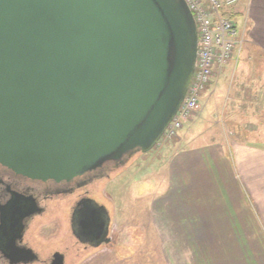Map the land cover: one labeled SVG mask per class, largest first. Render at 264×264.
I'll list each match as a JSON object with an SVG mask.
<instances>
[{"label":"water","instance_id":"95a60500","mask_svg":"<svg viewBox=\"0 0 264 264\" xmlns=\"http://www.w3.org/2000/svg\"><path fill=\"white\" fill-rule=\"evenodd\" d=\"M197 44L184 0H0V165L68 181L148 152Z\"/></svg>","mask_w":264,"mask_h":264},{"label":"rangeland","instance_id":"374dc122","mask_svg":"<svg viewBox=\"0 0 264 264\" xmlns=\"http://www.w3.org/2000/svg\"><path fill=\"white\" fill-rule=\"evenodd\" d=\"M240 1L233 5L237 28L246 11ZM247 49L242 46L239 59ZM260 54L253 50L255 57ZM212 79L201 94L211 89ZM215 101H199L191 124L183 123L173 137L164 134L148 152L134 154L92 187L90 194L109 213L112 243L86 250L75 243L67 264H264V195L244 183ZM185 173L186 185L202 184L187 192V200L184 189L179 196L178 183L186 180ZM169 197L175 198L173 205ZM62 212L54 243L67 231Z\"/></svg>","mask_w":264,"mask_h":264},{"label":"flooded vegetation","instance_id":"af4514ba","mask_svg":"<svg viewBox=\"0 0 264 264\" xmlns=\"http://www.w3.org/2000/svg\"><path fill=\"white\" fill-rule=\"evenodd\" d=\"M118 167L108 162L68 181H55L30 179L0 165V264H50L55 256L67 264L75 243L84 250L109 248L111 220L106 228L103 204L90 191ZM59 212L67 231L54 243ZM47 230L49 236L43 237Z\"/></svg>","mask_w":264,"mask_h":264},{"label":"crops","instance_id":"0c3cea01","mask_svg":"<svg viewBox=\"0 0 264 264\" xmlns=\"http://www.w3.org/2000/svg\"><path fill=\"white\" fill-rule=\"evenodd\" d=\"M246 2V11L241 24L243 31V47L246 46L248 53L245 58L238 59L235 63H230L215 68L213 79L211 81V89L205 90L200 101L218 103L220 109L219 115L224 119V132L228 138L232 137L233 146L232 156L235 163L242 173L244 183H252L255 189L260 192V196L264 195V0H244ZM241 1L237 0L235 5L238 6ZM240 29V27H239ZM262 53L258 56L253 55V50ZM261 59H259V58ZM252 63H258L250 65ZM262 68V69H261ZM226 69V74L223 71ZM196 115L192 117L188 123L191 124ZM181 138V137H180ZM204 146V145H203ZM212 146L219 147V144ZM212 146L196 147L194 150L210 151ZM192 151V149L184 150V154ZM203 158L204 151H200ZM191 154V153H190ZM213 155V154H212ZM189 175L184 174L186 180L179 183L180 195L185 190V198H188L187 192L194 186L200 189L202 184L194 182V186L186 185L189 181ZM188 180V181H187ZM172 182H170L171 184ZM189 184V183H187ZM188 186V189L185 187ZM175 198L169 197V204ZM184 200V202H186ZM263 201V198L261 199ZM264 206V201L262 202ZM184 206L186 203H182ZM186 212L185 214H187ZM190 213V212H189ZM197 220V219H194Z\"/></svg>","mask_w":264,"mask_h":264},{"label":"built area","instance_id":"2783aa9c","mask_svg":"<svg viewBox=\"0 0 264 264\" xmlns=\"http://www.w3.org/2000/svg\"><path fill=\"white\" fill-rule=\"evenodd\" d=\"M237 0H185L196 24L198 47L194 73L186 96L165 134L175 136L184 122L199 108V97L214 67L237 62L243 44V31L232 18ZM231 16V17H229Z\"/></svg>","mask_w":264,"mask_h":264},{"label":"trees","instance_id":"16d2710c","mask_svg":"<svg viewBox=\"0 0 264 264\" xmlns=\"http://www.w3.org/2000/svg\"><path fill=\"white\" fill-rule=\"evenodd\" d=\"M229 17H231V16H229ZM232 17H234V15H232ZM175 140V139H174Z\"/></svg>","mask_w":264,"mask_h":264}]
</instances>
